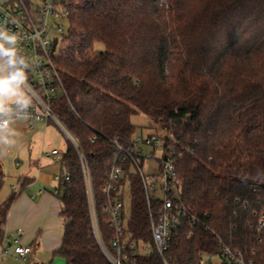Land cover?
<instances>
[{"label": "trees", "instance_id": "trees-1", "mask_svg": "<svg viewBox=\"0 0 264 264\" xmlns=\"http://www.w3.org/2000/svg\"><path fill=\"white\" fill-rule=\"evenodd\" d=\"M70 36L56 58L67 95L54 113L81 147L101 210L102 187L118 138L137 135L136 112L166 123L178 157L184 220L165 257L198 264L200 253L232 245L264 264V0H68ZM103 48H98V46ZM62 154L69 172L62 202L65 231L54 256L66 264H109L93 234L81 158ZM126 235L153 244L151 208L140 178L130 175ZM13 197L0 206V229ZM257 213V216H255ZM207 226V227H206ZM105 242L114 229L101 221ZM261 238V241H259ZM257 254L251 256L253 249ZM134 264H165L155 250Z\"/></svg>", "mask_w": 264, "mask_h": 264}, {"label": "built area", "instance_id": "built-area-1", "mask_svg": "<svg viewBox=\"0 0 264 264\" xmlns=\"http://www.w3.org/2000/svg\"><path fill=\"white\" fill-rule=\"evenodd\" d=\"M39 2V3H38ZM67 24L70 36L68 0H0V26L6 27L19 38V51L33 64L28 73L29 83L36 93V100L29 109L30 116L23 120L32 128L40 122H51L57 125L66 138L75 146L82 162L93 234L109 264H134L137 255H147L152 250L170 264L165 257L172 244L173 234L187 220L190 226L202 223L201 219L191 213L182 199V186L178 177V157L174 148L167 146L166 140L158 135L134 136L128 145H123L118 138L112 140L115 146L114 159L110 172L102 187L103 200L101 210L94 193L91 172L77 140L54 113L53 104L60 95H67L61 81L56 58L60 52L55 45V33L50 32L54 24L58 33L63 35ZM61 51V50H60ZM168 141H174L170 135ZM47 156L61 155L57 149L46 153ZM152 162L157 163V170L146 173ZM137 175L143 185L147 204L151 208L154 201L160 202L157 212L150 215L153 244L136 241L126 235V221L130 206V175ZM56 187L54 195L67 189L64 181H69L70 173L61 170L53 176ZM162 193L159 196L158 192ZM257 216V213H255ZM101 221L114 229L112 239L107 243L101 231ZM258 235L264 232V213L257 223L251 221ZM207 227V226H206ZM23 231L18 230L16 238L4 237L10 247L0 244V264L4 256L11 252L17 257L26 258L31 253L30 246L21 243ZM261 241V238H259ZM218 252L200 253L198 264H255L254 258H248L245 252L232 245L218 242ZM257 254L253 249L251 256Z\"/></svg>", "mask_w": 264, "mask_h": 264}, {"label": "crops", "instance_id": "crops-1", "mask_svg": "<svg viewBox=\"0 0 264 264\" xmlns=\"http://www.w3.org/2000/svg\"><path fill=\"white\" fill-rule=\"evenodd\" d=\"M50 123L40 122L32 128L26 121L14 125L18 132L16 143L8 150L12 154L4 164L5 173L0 168V206L13 197L0 229V244L5 236L15 239L17 231L22 230L21 243L30 246L32 251L25 259L11 252L1 264H62V260L66 264L65 259L54 256L61 247L65 228L63 205L54 195L56 182L53 176L61 170L64 152L46 141ZM54 149L61 155H46ZM4 246L10 247L9 242L4 241Z\"/></svg>", "mask_w": 264, "mask_h": 264}, {"label": "clouds", "instance_id": "clouds-1", "mask_svg": "<svg viewBox=\"0 0 264 264\" xmlns=\"http://www.w3.org/2000/svg\"><path fill=\"white\" fill-rule=\"evenodd\" d=\"M19 38L0 26V155L15 145L14 125L30 116L36 93L29 83L33 64L19 51Z\"/></svg>", "mask_w": 264, "mask_h": 264}, {"label": "rangeland", "instance_id": "rangeland-1", "mask_svg": "<svg viewBox=\"0 0 264 264\" xmlns=\"http://www.w3.org/2000/svg\"><path fill=\"white\" fill-rule=\"evenodd\" d=\"M61 24H63V26L65 28V32L63 33V35H61L60 33L57 32L54 24H52V23L50 24V26L52 27L50 32L55 33L54 34V36H55L54 42H55L56 48H58L59 52L64 46L63 39L65 37H67V35L69 33V29H68L67 24L63 23L62 21H61ZM98 48L102 49L103 47L99 45ZM130 121H131L132 125H134L137 128V134H139V135L147 136V135L155 134L161 138H166L168 136V132L166 129V123L163 120L155 118L154 116H152L150 114H146V113L136 111L131 116ZM49 125L50 126L46 130V134H45L46 141L51 145H56L61 152H65L67 149V146H68V141H67L66 135L63 133V131L57 125H55L53 123H50ZM47 148H51V147H47ZM10 149H12V148L10 147L6 150L5 155H0V168L2 169V171H4V173H5V165L4 164L7 161L6 159L10 156V154H12L8 151ZM156 170H157V163L152 162L150 164V167L146 169V173H153V172H156ZM7 178L11 179L10 181L16 182V180L11 178V177H7ZM8 179H7V181L9 182ZM158 193L159 194H157V195L162 196V193L160 192V190ZM62 218H63V221L65 223V218L63 215H62ZM64 228H65V224H64ZM5 259H7L6 256L3 257V261H5ZM42 260H43V256H42ZM49 260H52V258H50ZM13 261L19 262L18 260L16 261L15 259H13ZM62 264H65L64 260H62Z\"/></svg>", "mask_w": 264, "mask_h": 264}]
</instances>
